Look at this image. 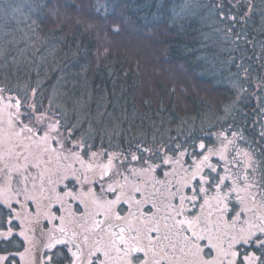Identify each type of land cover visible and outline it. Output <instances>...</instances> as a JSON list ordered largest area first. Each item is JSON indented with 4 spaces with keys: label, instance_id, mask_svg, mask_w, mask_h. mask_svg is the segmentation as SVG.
<instances>
[{
    "label": "trees",
    "instance_id": "obj_1",
    "mask_svg": "<svg viewBox=\"0 0 264 264\" xmlns=\"http://www.w3.org/2000/svg\"><path fill=\"white\" fill-rule=\"evenodd\" d=\"M1 96L12 100L10 121L23 138L42 140L50 127L53 147L63 140L84 160L103 153L123 164L117 184L129 179L142 205L119 214L136 213L122 224L150 264H221L184 235L178 182L165 174L216 137L239 134L264 191V0H0ZM40 149L14 183L32 215L21 218L16 244L0 243V257L30 247L23 230L40 211L27 189L47 167ZM41 179L51 193L46 172ZM2 201L0 230L19 211ZM251 245L264 264V242ZM52 255L66 264L67 255Z\"/></svg>",
    "mask_w": 264,
    "mask_h": 264
},
{
    "label": "rangeland",
    "instance_id": "obj_2",
    "mask_svg": "<svg viewBox=\"0 0 264 264\" xmlns=\"http://www.w3.org/2000/svg\"><path fill=\"white\" fill-rule=\"evenodd\" d=\"M28 106L32 108L31 104ZM13 107L10 98L0 97V202L9 199L19 209L8 219L7 229L0 230V243L12 238L16 244L21 218L32 215L30 203L18 200L14 183H21L20 177L26 173L23 170L36 159L33 155L37 145L47 167L31 178L27 189L30 195L36 193L34 198L29 197V202H36L40 211L31 216H36V221L27 222L28 229L23 230L28 233L30 247H16V251L0 257V264H54L52 254L67 255L66 264H150L126 226L136 213L126 219L119 214L130 203L142 205L130 197L133 185L129 179L127 184L124 180L117 184L123 164L103 153L84 160L79 153L66 148L63 140L53 147L51 142L58 137L50 127L43 131L42 140L23 138L21 130L10 121ZM20 111L21 106V115ZM243 139L239 134L216 137V145L206 148L201 157L192 163L176 162L165 174L174 175L178 182L184 235L201 250L209 247L215 256L219 254L221 264L262 261L257 253L246 248L264 242V191L257 157L246 147H239ZM57 169L61 180L57 179ZM44 172L51 192L47 194L41 185ZM177 190L168 194L173 196ZM85 215L88 221L82 222ZM61 216L72 219L59 221ZM20 236L26 238L23 232Z\"/></svg>",
    "mask_w": 264,
    "mask_h": 264
},
{
    "label": "snow or ice",
    "instance_id": "obj_3",
    "mask_svg": "<svg viewBox=\"0 0 264 264\" xmlns=\"http://www.w3.org/2000/svg\"><path fill=\"white\" fill-rule=\"evenodd\" d=\"M201 147H203V145H202ZM250 259H252V260H256V259H259V257H252V258H250Z\"/></svg>",
    "mask_w": 264,
    "mask_h": 264
}]
</instances>
